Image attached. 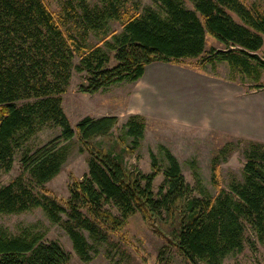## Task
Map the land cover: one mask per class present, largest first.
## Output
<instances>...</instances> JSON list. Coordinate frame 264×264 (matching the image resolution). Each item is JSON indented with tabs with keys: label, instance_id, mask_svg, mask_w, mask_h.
I'll return each mask as SVG.
<instances>
[{
	"label": "trees",
	"instance_id": "obj_1",
	"mask_svg": "<svg viewBox=\"0 0 264 264\" xmlns=\"http://www.w3.org/2000/svg\"><path fill=\"white\" fill-rule=\"evenodd\" d=\"M101 2V8L92 9L83 2L77 8L63 7L64 16L82 29L76 36L42 0H0V169H10L13 152L21 145L19 135L28 138L49 122L60 128L63 142L52 141L21 158L24 174L40 191L23 185L20 177L0 187V214L40 208L66 232L83 262L91 260L94 249L83 232L94 243L104 242L135 213L151 228L158 227L190 264H221L226 256L240 252L246 227L264 241L263 144L250 143L243 181L233 182L229 192L219 190L215 198L193 196L178 161L161 146L167 166L155 195L152 183L158 171L152 152V171L142 174L127 168L121 154L93 143L111 134L117 126L115 116L84 117L71 127L60 106L71 70L87 73L79 91L90 95L124 81H138L154 62L198 59V65L205 67L225 61L244 74L256 73L258 68L264 71V60L257 55L264 48V12L242 0H155L161 11L143 8L119 17L122 0ZM108 20L121 24V32L104 43L114 53L112 67H107L106 51L99 46L89 49L80 38L98 32ZM206 35L224 49L206 51ZM75 57L78 62L73 64ZM144 128L141 116H129L121 127V143L130 139L136 149ZM74 140L79 151L88 155V172L69 186L67 200H59L43 185L60 172ZM211 180L217 188L215 165ZM69 259L56 242L0 231V264H67Z\"/></svg>",
	"mask_w": 264,
	"mask_h": 264
},
{
	"label": "rangeland",
	"instance_id": "obj_2",
	"mask_svg": "<svg viewBox=\"0 0 264 264\" xmlns=\"http://www.w3.org/2000/svg\"><path fill=\"white\" fill-rule=\"evenodd\" d=\"M54 17H61L65 29L74 35L82 29L76 27L69 15L64 16V6L77 8L81 2L93 8H101V0H42ZM246 5H255L264 12V0H242ZM120 16L123 12L140 13L144 8L161 11L155 0H122ZM188 7H190L187 4ZM77 10V9H74ZM121 32V24L108 20L98 32L81 35V43L91 47L99 46L110 57L107 67L115 65L113 52L105 45L112 42L111 36ZM205 50L210 48L223 50L224 47L210 35L205 37ZM264 48L257 55L264 60ZM78 62L75 57L73 64ZM257 67V66H256ZM258 68V67H257ZM244 74L225 61L200 67L198 59H187L183 63L154 62L145 67L144 75L136 82L124 81L100 90L95 94L79 91L86 84L87 73L71 70L65 91L60 94L61 109L71 127L84 117L93 119L115 116L117 126L105 138H97L93 143L112 154H121L123 162L130 170L142 174L152 171L149 153L157 159L158 175L152 183L157 195L163 183V171L167 166L161 146L168 150L178 161L185 182L192 195L203 198L218 196L219 190L229 192L233 182L243 181V166L246 162L245 151L250 143L264 145V71ZM218 79L231 89V108L223 109L222 120L219 105L214 106L208 97H203L199 89L210 79ZM255 86H262L256 88ZM234 96V97H233ZM237 96L238 99L236 98ZM240 105V109L236 105ZM188 116L185 118V115ZM139 115L144 120L143 138L136 149H132L130 139L121 143V127L129 116ZM60 128L49 122L38 127L33 135L26 138L18 136L21 145L12 155L9 170L0 169V187L20 177L23 185L31 186L39 192L21 166L24 155H32L42 146L60 139ZM122 146V148L120 147ZM88 155L79 151L74 140L70 144L68 156L60 172L43 186L59 200L69 198V186L81 180L88 172ZM217 169V188L211 180L212 167ZM115 216L119 213L111 208ZM135 213L126 218L125 224L117 233L109 234L107 240L94 243L83 232L91 250V260L83 262L72 248L66 232L53 224L40 208L20 214H0V231L7 236L36 235L43 243L56 242L69 254L67 264H190L159 232ZM243 249L226 256L221 264H264V241L246 227Z\"/></svg>",
	"mask_w": 264,
	"mask_h": 264
},
{
	"label": "crops",
	"instance_id": "obj_3",
	"mask_svg": "<svg viewBox=\"0 0 264 264\" xmlns=\"http://www.w3.org/2000/svg\"><path fill=\"white\" fill-rule=\"evenodd\" d=\"M205 83H206V88L202 86L199 89V92H201L203 97L207 96L214 106L219 105L222 108L219 110V112H221L222 114L221 118L224 121L225 115H224L223 109L231 108V105H230L231 89L228 86H225L226 83L221 82L218 79H214V78L210 79L208 82H205ZM238 97L239 96H237L236 98L238 99ZM236 106L240 109L239 104ZM187 116L188 115H185L184 117L186 118ZM188 118H190V116H188Z\"/></svg>",
	"mask_w": 264,
	"mask_h": 264
}]
</instances>
